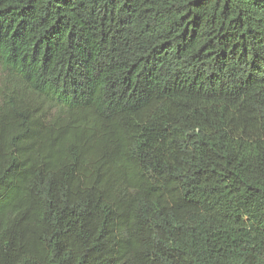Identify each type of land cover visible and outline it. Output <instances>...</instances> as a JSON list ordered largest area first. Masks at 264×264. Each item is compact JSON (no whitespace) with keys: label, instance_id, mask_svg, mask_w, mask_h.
Returning a JSON list of instances; mask_svg holds the SVG:
<instances>
[{"label":"trees","instance_id":"obj_1","mask_svg":"<svg viewBox=\"0 0 264 264\" xmlns=\"http://www.w3.org/2000/svg\"><path fill=\"white\" fill-rule=\"evenodd\" d=\"M0 264H264V0H0Z\"/></svg>","mask_w":264,"mask_h":264}]
</instances>
